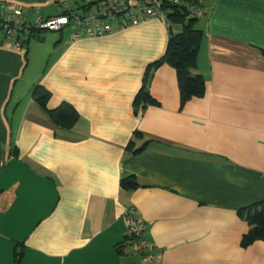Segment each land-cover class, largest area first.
<instances>
[{"label": "crops", "instance_id": "0c3cea01", "mask_svg": "<svg viewBox=\"0 0 264 264\" xmlns=\"http://www.w3.org/2000/svg\"><path fill=\"white\" fill-rule=\"evenodd\" d=\"M58 15L80 0H3ZM191 74L202 97L181 106L175 68L150 72L158 105L135 106L163 59V18L73 40L41 32L17 50L0 43V264H140L125 213L145 224L155 264H264V242L238 211L264 201V0H204ZM26 47V48H25ZM25 48V49H24ZM47 109L68 104L75 124ZM140 132L142 139L135 134ZM135 141L137 154L128 150ZM135 177L139 187L121 188Z\"/></svg>", "mask_w": 264, "mask_h": 264}, {"label": "built area", "instance_id": "2783aa9c", "mask_svg": "<svg viewBox=\"0 0 264 264\" xmlns=\"http://www.w3.org/2000/svg\"><path fill=\"white\" fill-rule=\"evenodd\" d=\"M204 0L190 4L186 0H80L75 10L68 1L57 4L58 15L44 18L39 8H31L0 0V43H11L21 50L25 43L41 32L70 30L71 38L103 37L116 29L139 26L154 18H163L169 30L181 31L169 20L171 8L187 11L192 18L206 14ZM127 236L134 241L140 264H155L156 247L145 239V224L125 213Z\"/></svg>", "mask_w": 264, "mask_h": 264}, {"label": "trees", "instance_id": "16d2710c", "mask_svg": "<svg viewBox=\"0 0 264 264\" xmlns=\"http://www.w3.org/2000/svg\"><path fill=\"white\" fill-rule=\"evenodd\" d=\"M190 4H194L196 0H186ZM169 20L175 26H180L182 29L178 33L170 31V40L167 52L163 59L151 65L146 73L144 87L137 95L135 106L158 105L146 90L150 72L163 64H168L175 68L178 75V81L181 92V106L183 107L194 97H202L206 89V81L201 75H192L190 71L195 70L198 65L199 50L203 41L202 31L196 28L197 19L192 18L187 11L171 8ZM50 93L45 88L36 87L33 93L34 100L42 106L58 126H66L75 124L79 119L78 112L70 105L63 104L57 109L48 110V102ZM137 139H142L143 135L140 132L135 134ZM146 145V144H145ZM145 145L140 149H136L135 141L130 142L128 150L131 153L137 154L145 148ZM139 187L135 177L126 178L121 181V188L125 190H134ZM241 219H244L250 230L242 237L241 247L249 248L258 241L264 242V201L243 208L238 211ZM20 254H16L17 261L15 264H20Z\"/></svg>", "mask_w": 264, "mask_h": 264}, {"label": "rangeland", "instance_id": "374dc122", "mask_svg": "<svg viewBox=\"0 0 264 264\" xmlns=\"http://www.w3.org/2000/svg\"><path fill=\"white\" fill-rule=\"evenodd\" d=\"M6 2H7V1H6ZM134 27H135V26H134ZM50 33H54V32H50ZM31 40H32V42H35L36 39H34V37H33ZM25 48H26V47H25ZM25 48H24V49H25Z\"/></svg>", "mask_w": 264, "mask_h": 264}]
</instances>
